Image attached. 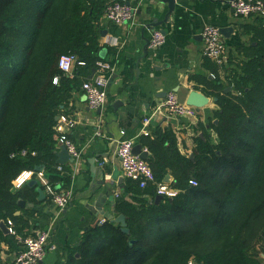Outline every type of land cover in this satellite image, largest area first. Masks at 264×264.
Wrapping results in <instances>:
<instances>
[{
	"label": "trees",
	"instance_id": "16d2710c",
	"mask_svg": "<svg viewBox=\"0 0 264 264\" xmlns=\"http://www.w3.org/2000/svg\"><path fill=\"white\" fill-rule=\"evenodd\" d=\"M107 1L0 0V221L10 220L17 235L27 225L18 202L45 191L36 179L15 189L21 171L42 166L49 183L68 187L56 164L57 117L68 115L73 92L88 80L79 73L101 60L96 28ZM239 28L248 41L237 46L242 59L225 83L214 63V78L198 79L218 109L217 123L199 124L204 137L195 136L193 158L171 130L141 138L156 181L169 174L178 193L155 203L153 187L125 179L113 209L129 232L106 219L84 231L64 264H264V18ZM63 54L84 63L72 76L58 67Z\"/></svg>",
	"mask_w": 264,
	"mask_h": 264
},
{
	"label": "crops",
	"instance_id": "0c3cea01",
	"mask_svg": "<svg viewBox=\"0 0 264 264\" xmlns=\"http://www.w3.org/2000/svg\"><path fill=\"white\" fill-rule=\"evenodd\" d=\"M127 2L134 8L133 23L115 24L101 17L96 28L97 41L102 47L100 61L114 66L108 76L106 104L101 108L89 107L82 90L73 92L71 98L68 115L74 119L75 125L66 129V133L81 150V157L78 161L67 160L61 164L60 174L66 178L65 184H72L70 203L58 213L45 191L43 195L38 192L37 200L24 202L16 214L23 215L27 224L22 234L35 235L40 230H50L53 248L38 264H64L68 253L80 244L84 231L104 218L101 211L115 215L114 193L123 191L118 185L119 178L125 185L116 155V141L131 139L134 145L141 144V138L147 137L140 133L142 119L168 92H174L178 101L185 105H189L187 100L191 91L206 95L207 88L198 79L214 78L210 68L214 62L202 56V27L213 25L220 32L221 29H232L226 35L221 32L226 45L225 61L221 66L214 63L222 83L235 62L242 59L237 46L246 43L248 37L241 32L239 25L250 23L252 19L234 17L229 0H175L174 10L166 22L168 5L163 0ZM154 30L164 35V43L156 49L147 45ZM229 56L235 60H230ZM95 71L96 68L90 73L83 71L78 79L81 82L89 80ZM206 97L208 102L203 108L195 107L198 110L196 119L158 116L150 123L148 137L171 130L181 154L193 155L195 136L204 137L199 124L207 128L209 121L214 122L212 114L218 109L213 97ZM122 130L123 134L120 133ZM60 146L58 144L57 152ZM142 150L145 149L142 147ZM91 160L96 170L104 169V185L99 183L102 175L96 170L93 172ZM41 172L44 174L45 171ZM104 192L108 195L98 209L94 201L99 193ZM3 235L7 238L0 241V264L11 261L20 250L13 234Z\"/></svg>",
	"mask_w": 264,
	"mask_h": 264
},
{
	"label": "built area",
	"instance_id": "2783aa9c",
	"mask_svg": "<svg viewBox=\"0 0 264 264\" xmlns=\"http://www.w3.org/2000/svg\"><path fill=\"white\" fill-rule=\"evenodd\" d=\"M228 5L232 15L236 18H264V0H229ZM104 18L115 24L133 23L134 8L130 6L127 0H108L105 5ZM200 34L203 42L202 56L221 66L226 57V45L219 28L207 24L202 27ZM163 43L164 35L162 32L154 30L147 45L152 49H156ZM76 63L79 65L84 64L72 54H63L58 59L59 69L70 76H72V70ZM113 70L114 66L111 63L97 61L93 77L82 83L81 89L89 107L101 108L106 104L108 76ZM56 81L57 78L55 77L53 82L56 83ZM197 114L198 110L195 107L180 103L176 94L171 91L165 95L164 99L158 101L153 106L151 112L142 119L140 133L149 136L150 123L158 116L196 119ZM74 125L75 121L72 117L65 114L60 115L56 125L58 135L56 139L58 144L66 147L71 159L78 161L81 157V150L66 133ZM123 132L122 130L120 133L123 134ZM133 146L134 141L131 139L116 141V155L119 158L124 178L134 181L140 189L153 187L155 196L161 195L163 198L174 197L178 193V190L170 186L171 182L167 183L163 180L157 182L148 162L132 152ZM25 153V151H22L20 154L23 155ZM10 156L13 157L14 154L12 153ZM57 170L61 171L62 166L58 165ZM32 178L36 179L44 187L46 195L50 197V201L56 207L58 213L70 203L73 194L72 184L65 188L53 186L42 172L32 170L21 171L12 181L13 187L19 189ZM190 184L195 185L196 183L190 181ZM118 195L119 193H114V197H118ZM105 220V218H102L98 223L102 224ZM6 224L20 248L13 259L6 264H38L44 259L47 252L53 248V245L50 243V230H40L35 235H17L12 229L11 221L8 220ZM186 264L194 263L189 260Z\"/></svg>",
	"mask_w": 264,
	"mask_h": 264
},
{
	"label": "water",
	"instance_id": "95a60500",
	"mask_svg": "<svg viewBox=\"0 0 264 264\" xmlns=\"http://www.w3.org/2000/svg\"><path fill=\"white\" fill-rule=\"evenodd\" d=\"M163 3H167L168 5V11L165 15V18H164V21H168L170 15L172 14L173 10H174V3H175V0H163ZM232 31L231 28L227 29H221V32L223 35H226L227 34V31ZM146 54V53H145ZM225 92H229L231 91V88L230 87H226L224 89ZM213 100L216 102L217 98L216 97H213ZM208 102V98L206 97V95H204L203 93L201 92H198V91H191L189 96H188V100H187V103L189 105H192L193 107H196V108H203ZM58 119V117H57ZM214 123H217V120L215 119L214 120ZM132 152L134 154H137L139 155L142 159L144 160H148L149 156H148V152L146 150H142V146L141 144H135L132 148ZM56 157H57V160H56V163L58 165H61L63 164L64 162H66L67 160H70V161H73L70 157V154L67 152V149L64 145H61L60 146V151L57 152L56 154ZM190 158H193V155L190 156ZM91 163V167L93 169V172L96 170V167L94 166V161L92 162V160L90 161ZM35 171L37 172H41L43 171V167L42 166H37L35 167ZM97 173L101 174L102 175V179L101 181L99 182L100 185H104L105 184V180L103 179L104 178V169L102 167L100 168H97ZM164 182H171L172 179H171V176L169 174H166L165 178L163 179ZM36 181L35 180H32L30 181V183H35ZM122 183V178H119L118 180V185L120 186V188H123V185L121 184ZM97 189V188H95ZM38 192L40 193V195H43V191L41 189H38ZM108 193L107 192H104V193H99L97 195V199L96 201H94V206L97 207L98 209H100V204L106 200V197H107ZM112 198V197H111ZM163 197L161 195H157L155 196V203H158L160 200H162ZM18 205L19 207H23L24 206V201L20 200L18 202ZM91 209L93 207H90ZM89 208V209H90ZM19 211L16 212V214H18ZM102 215L104 216L105 219H108L114 223H117L120 225L121 227V230L125 233H128L129 230L128 228L126 227V222H125V217L123 214H119V215H114V214H111L109 212H106V211H101ZM0 230L4 233V234H8L9 233V229L7 227V224L6 222L4 221H0ZM264 256V255H263Z\"/></svg>",
	"mask_w": 264,
	"mask_h": 264
},
{
	"label": "rangeland",
	"instance_id": "374dc122",
	"mask_svg": "<svg viewBox=\"0 0 264 264\" xmlns=\"http://www.w3.org/2000/svg\"><path fill=\"white\" fill-rule=\"evenodd\" d=\"M251 19V18H250ZM210 131V130H209ZM263 255V254H262ZM262 257H264V256H262Z\"/></svg>",
	"mask_w": 264,
	"mask_h": 264
}]
</instances>
